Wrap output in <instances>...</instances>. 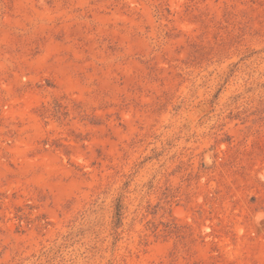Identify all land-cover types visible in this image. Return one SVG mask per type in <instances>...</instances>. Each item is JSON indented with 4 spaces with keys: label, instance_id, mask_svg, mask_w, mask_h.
Wrapping results in <instances>:
<instances>
[{
    "label": "rangeland",
    "instance_id": "1",
    "mask_svg": "<svg viewBox=\"0 0 264 264\" xmlns=\"http://www.w3.org/2000/svg\"><path fill=\"white\" fill-rule=\"evenodd\" d=\"M0 264H264V0H0Z\"/></svg>",
    "mask_w": 264,
    "mask_h": 264
}]
</instances>
